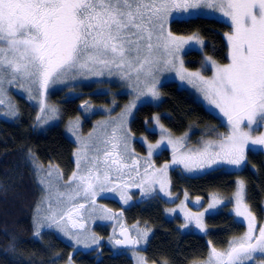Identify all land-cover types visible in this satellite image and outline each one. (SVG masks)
I'll return each mask as SVG.
<instances>
[{
	"label": "snow or ice",
	"instance_id": "1",
	"mask_svg": "<svg viewBox=\"0 0 264 264\" xmlns=\"http://www.w3.org/2000/svg\"><path fill=\"white\" fill-rule=\"evenodd\" d=\"M200 8L220 12L232 28V32L226 34L230 63L219 66L211 61L214 75L210 79H205L199 72L190 74L199 80L205 98L227 117L230 130L221 138L219 151L205 148L197 157L188 155L177 159L174 156L173 163H182L187 171H192L193 160L195 167L214 171L220 165L239 167L245 163L249 145L264 146V134H253L264 129V0H0V92L6 76L9 84L23 79L38 85L39 91L46 90L50 83L63 82L69 75L103 74L104 71L113 74L115 70L122 79L136 81L132 85L136 93L134 100L142 95L158 98L154 72L160 70L161 62L173 65V59L162 61L161 51L175 58L186 42L166 31V24L176 18L172 16L174 10H181L191 17L196 14L188 10ZM188 40L202 44L195 36ZM29 93H32L31 87ZM133 107L134 101L126 108V113ZM40 111L42 115L37 120L44 123L55 118L57 113L54 107L42 106ZM10 114L17 115L14 110ZM168 142L172 143L171 140ZM121 147L125 151H119ZM83 148V153L78 149L76 171L65 185L60 183L62 173L52 166L46 177L39 181L46 184L42 191L48 207L41 215V206L37 205L35 236L39 237L44 228L56 227L71 238L62 222L65 218L71 222L73 212L85 207L79 202L81 196L95 204L98 193L115 190L108 188L105 182L111 180L112 171L119 174L121 168L127 166L124 163L127 134L118 136L113 129L95 143L85 142ZM151 149L149 145V155ZM249 150L256 151L254 148ZM113 153L115 157L110 159ZM31 163L35 170L34 158ZM132 164L135 166L136 161ZM167 168L165 165L161 169L165 176ZM155 182L159 183L160 192L169 195L164 191L165 180ZM53 190L56 203H66L65 209L57 211L53 208ZM142 192L150 194L143 188ZM243 195L244 183L241 181L236 193V215L248 220V232L239 241L230 242L226 252L212 248L208 264H264V228L259 229L258 236L253 235L254 217L247 208L241 211ZM202 216L201 213L194 219L196 227L204 231ZM187 219L193 217L189 214ZM121 236L124 239H116L115 244L147 242V231L138 234L135 240L124 231Z\"/></svg>",
	"mask_w": 264,
	"mask_h": 264
},
{
	"label": "trees",
	"instance_id": "2",
	"mask_svg": "<svg viewBox=\"0 0 264 264\" xmlns=\"http://www.w3.org/2000/svg\"><path fill=\"white\" fill-rule=\"evenodd\" d=\"M180 15L181 10H174L172 13L174 17ZM170 20L173 34H198L205 42L206 55L221 64L228 61L225 40L230 29L228 24L206 17ZM201 60L200 52L191 51L186 55V65L190 69L200 66ZM62 95L63 93L54 94L51 98L61 112V121L45 131L38 130L41 126L37 120L38 109L22 97L17 98L18 117L12 122L0 119V264H68L70 261L74 264H134L125 252L104 243L96 250L74 251L70 244L52 231H42L39 237L34 235L33 215L40 199V191L32 159L35 160V166H56L63 176L72 174L75 170V145L65 134L66 124L84 117L86 112L82 108H85L84 105L90 99L104 105H108L111 99L107 95L93 98L81 95L63 102V97L58 98ZM161 95L158 107L145 105L137 111L130 125L134 136L147 133L150 140H156L157 136L148 132L146 126L156 113L160 114L162 122L173 134L195 129L192 142L204 136H212L215 130L226 129L224 122L176 84L163 85ZM89 122L88 119H82L84 127ZM135 148L145 151L144 146L139 143L135 144ZM167 156V153H162L157 161L166 160ZM172 179L174 192L186 191L191 197L204 199L212 194L229 199L235 192L237 179H241L245 183L246 199L251 211L260 223L264 222L262 152L248 153L246 165L240 172L218 169L197 177H185L173 172ZM108 202L115 204V201ZM152 203L149 200L144 206L133 205L125 213L129 224H145L143 226L152 231L145 249L148 263L192 264L208 257L210 247L205 236L182 233L178 222L166 219L164 202ZM231 208L232 203H227L206 220L207 237L218 249H225L233 238L245 232L244 225L235 219ZM104 235L101 232L100 236Z\"/></svg>",
	"mask_w": 264,
	"mask_h": 264
},
{
	"label": "rangeland",
	"instance_id": "3",
	"mask_svg": "<svg viewBox=\"0 0 264 264\" xmlns=\"http://www.w3.org/2000/svg\"><path fill=\"white\" fill-rule=\"evenodd\" d=\"M188 11L195 13L196 15L190 17L187 13L181 12V15L179 17L176 16V18H213L228 24L230 26L228 33L232 32L230 21L226 17H223L218 11H213V9L209 8L189 9ZM170 22L171 20L166 24V31H170L172 33L170 29ZM172 35L178 39L183 38L186 42L182 44L180 50L175 54V58L169 57L161 51L162 61L163 59H173L174 66L164 65L163 62H161L160 70L154 72V83L159 93L158 98H153L151 95H142L139 99L134 100L136 93L133 92L132 85L135 84L136 81L133 80L132 82H128L122 79L115 70H113V74H109L107 71H104L103 74L93 72L78 73L75 76L69 75L63 82L50 83L46 90L39 91H37L38 85H32L27 80L17 79L15 82L9 84L8 76L5 77L3 91L0 92V101H2V103H0L1 120L12 122L18 117V97H22L34 105L38 109L37 112L39 113V116L42 115L40 111L42 106L46 108L54 107L57 109L55 118L49 119L47 123L39 121V126L41 125L40 128H38L39 131H45L49 127L59 124L61 121V112L55 106L53 99H51L54 94L63 93L61 97H58H63L61 99L63 102L81 95H88V98L107 95L111 98L109 99L110 103L108 105L93 102L91 99L84 105L85 108L82 109L86 113L83 114L84 117L82 119L90 120L87 127L82 125V119L80 117L66 124L65 134L75 145V151L73 154L75 170L73 172H75L77 168L76 154L78 149L81 150V153L85 151L83 148V144L85 142L89 144L95 143L98 139L103 138L106 132L110 134L113 129L116 130L118 136L127 134V156L124 161L127 166L122 167L119 174L112 171L111 180L109 182H105L108 188H113L115 190H105L98 193L95 197V204H91L83 198V196H81L79 202L84 203L85 207L73 212L71 222H69L67 218H65L62 222L66 225V231L71 235V238L69 235H66L65 232L58 230L56 227L44 228L41 230V232L45 230L54 232L57 236L70 244L74 248V251L96 250L99 249L103 243L105 245L115 247L114 241L117 239L122 228L127 227L130 229L134 239L137 238L138 234H143L147 231V242L141 240L139 244L135 245L133 250L125 251V254L133 261L134 264H150L146 261L145 249L151 237L152 231H149L150 229L143 226L141 223L129 224L125 218L126 211L133 205L141 204L144 206V204L149 200L153 203L163 201V211L166 219L178 222V228L181 226V229L179 228V230L182 233H194L207 238L210 247L209 255L203 260L193 262L194 264H208L212 248H215L221 253L229 250L230 243L225 249H218L214 247L211 240L207 237L208 227L206 220L209 216L217 213L223 205L232 203V214L235 219L245 227L244 234L233 238L230 242L239 241L240 238L244 237L248 232V220L243 216L236 215L238 207L236 193L238 191V183L242 181L241 179H237L235 192L229 199L225 197L223 198L217 194H212L207 199L202 197L195 198L191 197L186 191H173V172H177L185 177H197L214 171L207 168L201 169L195 167V160L191 162L193 165L192 171H187L182 163L174 164L173 157L175 156L177 159L188 155L197 157L198 154L205 148H208V150L212 152L219 151L221 138L229 133L230 126L228 125L227 117L220 113L219 109H217L214 104L210 103V101L205 98V93L202 90V85L199 80L190 74L199 72L205 79L212 78L214 70L211 61H215V63L219 66H224L230 63V49L227 38L225 37L228 50V61L221 64L213 57L205 54V42L198 34L178 36L172 33ZM194 36L198 37L199 40L202 41V44L197 43L196 40H188L189 37ZM191 51H197L202 54L200 66L194 69H190L186 65V55ZM181 62L183 70H181ZM133 75H135V73H133ZM169 83H174L179 89L187 91L198 103L202 104L209 112L224 122L226 129L215 130L212 136H204L198 141L192 142V138L196 133L195 129L188 130L182 134H173L162 122L160 114L156 113L146 125L147 131L157 136L156 140H150L147 133L140 136H134L131 132L130 125L135 118L137 111L140 107L145 105L158 107L162 100L161 87ZM30 87L32 88L31 95L29 93ZM140 87L143 88V83L140 84ZM85 88L88 90H85ZM123 98L126 100L122 101ZM133 101L135 102V107L131 108L126 113V108H128L130 103ZM12 110H14L17 115H11L10 112ZM253 134H264V129H261L259 132H255ZM162 138L163 142H161ZM169 140H171L172 143H169ZM136 143L143 145L145 151L142 152L136 150ZM158 144L159 147H156ZM149 145L152 146L151 155H149ZM209 145H211V147H209ZM253 148L256 149V151L249 150ZM249 149H246V160L243 165L239 167L234 165H220L218 169L225 172H240L246 165L248 153H264V146L249 145ZM119 151L125 150L121 147ZM162 153L168 154L166 160H162L161 162L157 161V158H159ZM114 157L115 153H113V156L110 157V159ZM133 160L136 161L135 166L132 164ZM81 164L83 166V160H81ZM165 165H168L166 176L161 172V169H163ZM50 166L51 165L43 166L37 164L34 170L40 191V199L37 205L41 206V215L46 213L48 204L47 201L44 200L45 193L42 191V189L46 187V184H41L39 181L46 177L47 170ZM52 167L59 171L56 166ZM213 167L216 168L217 166ZM59 172L61 173V171ZM72 174L68 177L63 176V180L60 182L61 186L67 183ZM52 179L55 180V176H53ZM158 179L165 180L164 191L169 193V195H165L164 192L159 191L160 185L158 182H155ZM142 188L145 191H150V194L145 195L144 192H142ZM152 189L155 190L152 191ZM108 201H115V204L113 205ZM51 203L53 208L57 211L63 210L67 207L66 203L60 205L56 203L55 190L52 192ZM37 205L34 210L33 218L37 213ZM209 205L213 206L209 207ZM245 208H247L251 212L252 217H254L253 224L255 231L253 235L258 236L259 229L264 228V222L260 223L256 215L251 211L246 199V187L244 183V195L241 211H244ZM201 213L203 214L202 223L205 228L204 231H201V229L196 227L194 219L195 216L200 215ZM189 214L193 217V219H187ZM73 224H75V227L72 226ZM101 232L105 233V235L102 236L103 238L100 236ZM68 264L74 263L73 261H70ZM257 264H259V262H257Z\"/></svg>",
	"mask_w": 264,
	"mask_h": 264
},
{
	"label": "water",
	"instance_id": "4",
	"mask_svg": "<svg viewBox=\"0 0 264 264\" xmlns=\"http://www.w3.org/2000/svg\"><path fill=\"white\" fill-rule=\"evenodd\" d=\"M129 237H131L132 238V235H131V233H130V231L128 230V229H125V230H123ZM120 239L121 240H123L124 239V237L123 236H121V233H120ZM133 239V238H132ZM134 240V239H133ZM117 245V244H116ZM117 247L118 248H120V249H122V250H131V249H133L134 248V245H124V244H121V245H117Z\"/></svg>",
	"mask_w": 264,
	"mask_h": 264
},
{
	"label": "bare ground",
	"instance_id": "5",
	"mask_svg": "<svg viewBox=\"0 0 264 264\" xmlns=\"http://www.w3.org/2000/svg\"><path fill=\"white\" fill-rule=\"evenodd\" d=\"M159 196H160V195H159ZM191 196H192V195H191ZM160 198H161V197H160ZM195 198H196V197H195ZM195 198H194V199H195ZM199 198H200V197H199ZM187 199H188V198H187ZM191 199H192V198H191ZM194 199H193V200H194ZM164 200H165V199H164ZM188 200H189V199H188ZM188 200H187V201H188ZM197 200H198V198H197ZM202 200H203V199H202ZM202 200H201V201H202ZM157 201H158V200H157ZM165 201H166V200H165ZM217 201H218V200H217ZM174 203H175V202H174ZM123 209H124V208H123ZM125 210H126V209H125ZM112 211H113V210H112ZM121 215H122V214H121ZM118 218H119V217H118ZM33 219H34V218H33ZM100 219H101V218H100ZM33 222H34V220H33ZM147 223H148V222H147ZM143 225H145V224H143ZM33 226H34V225H33ZM180 227H181V226H180ZM180 227H179V228H180ZM183 228H184V227H183ZM180 229H181V228H180ZM184 229H185V228H184ZM188 229H189V228H188ZM145 230H146V229H145ZM185 230H186V229H185ZM149 231H150V230H149ZM187 231H188V230H187ZM187 231H186V232H187ZM178 232H179V231H178ZM188 232H189V231H188ZM184 234H185V233H184ZM150 239H151V238H150ZM43 242H44V241H43ZM65 242H66V241H65ZM213 245H214V244H213ZM121 253H122V252H121ZM115 256H116V255H115ZM68 257H69V256H68ZM135 259H136V258H135ZM136 264H137V263H136ZM165 264H166V263H165Z\"/></svg>",
	"mask_w": 264,
	"mask_h": 264
}]
</instances>
